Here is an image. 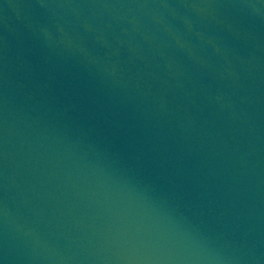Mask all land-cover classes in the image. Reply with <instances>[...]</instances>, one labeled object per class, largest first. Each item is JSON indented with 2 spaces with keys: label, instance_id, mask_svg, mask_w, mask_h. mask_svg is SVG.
Listing matches in <instances>:
<instances>
[{
  "label": "water",
  "instance_id": "95a60500",
  "mask_svg": "<svg viewBox=\"0 0 264 264\" xmlns=\"http://www.w3.org/2000/svg\"><path fill=\"white\" fill-rule=\"evenodd\" d=\"M0 264H264V0H0Z\"/></svg>",
  "mask_w": 264,
  "mask_h": 264
}]
</instances>
